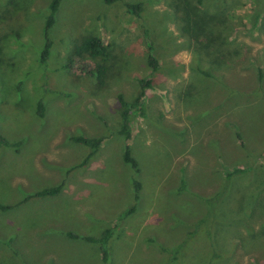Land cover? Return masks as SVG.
<instances>
[{"label":"rangeland","instance_id":"1","mask_svg":"<svg viewBox=\"0 0 264 264\" xmlns=\"http://www.w3.org/2000/svg\"><path fill=\"white\" fill-rule=\"evenodd\" d=\"M51 1L0 0V264H262L264 13L253 19L254 0H59L41 62ZM89 35L105 44L98 58L75 53ZM139 78L153 84L127 141L120 96L131 103ZM72 136L102 142L85 162L91 149ZM107 228L106 261L98 244L67 235Z\"/></svg>","mask_w":264,"mask_h":264},{"label":"trees","instance_id":"2","mask_svg":"<svg viewBox=\"0 0 264 264\" xmlns=\"http://www.w3.org/2000/svg\"><path fill=\"white\" fill-rule=\"evenodd\" d=\"M106 4H111L115 2H121L123 0H102ZM201 1V0H199ZM59 0H52L50 4V13L47 17L45 28H44V34H45V44L44 48L41 52L40 60L41 62H45L48 55V49L50 47V40L48 39V29L51 27V25L54 22L55 13L57 11ZM255 6H254V12H253V19L256 21L258 20L261 15L264 13V0H254ZM126 11L135 16L140 17L143 12V5L138 2H126L125 4ZM254 21V22H255ZM149 38V37H148ZM146 39V62L149 68L152 71H157L160 68V60L156 55L155 47L153 45V42L151 39ZM75 53L78 55H88L89 59L92 58H98L99 56L103 55L105 53V44L103 43V40L101 38L89 35L85 37L81 43L76 47ZM98 68V67H97ZM88 71V74H90L91 68ZM98 70H101V68H98ZM203 74L207 75L206 72H203ZM153 80L151 78H139L138 79V93L134 100L127 104L124 102L120 96V101L122 105V111H121V121H120V129L119 132L124 135L125 140H129L131 137V129H130V116L132 112H135L139 117H144V104L146 102V96L147 91L152 88ZM38 114L42 115V105L41 102L38 103ZM72 140L83 143L84 145L88 146L91 150L89 154L87 155L85 162L93 156L98 147L101 145L102 139L101 138H90L85 136H72ZM0 144L2 145H8L9 143L6 141V139L0 134ZM123 159L125 162L129 163L136 171H137V161L134 159V157L131 155L130 147L127 144L124 149L123 153ZM243 169L235 168L232 170V172H242ZM231 173L229 174V176ZM135 190L138 191L140 189V184L135 181ZM60 189V185L49 187V188H43L39 191H37L35 194L38 196L43 195H53L56 194ZM1 208H8L6 206H0ZM67 235L71 238H82L85 241L96 243L99 246V250L101 253V257L103 261L107 260L108 257V242L110 237L112 236V229L107 228L105 229L102 234L99 237L95 236H80L78 234H75L73 232H67ZM264 264V262L262 263Z\"/></svg>","mask_w":264,"mask_h":264}]
</instances>
